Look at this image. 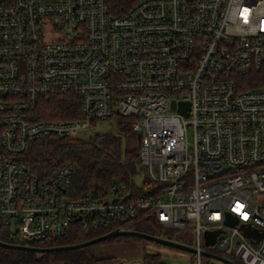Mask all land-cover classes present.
<instances>
[{
    "label": "built area",
    "instance_id": "1",
    "mask_svg": "<svg viewBox=\"0 0 264 264\" xmlns=\"http://www.w3.org/2000/svg\"><path fill=\"white\" fill-rule=\"evenodd\" d=\"M263 72L264 0H139L119 15L108 0H2L0 236L38 247L73 223L129 231L140 212L187 234L156 237L193 248L196 264H264ZM52 98L76 118L49 119ZM117 116L132 118L154 185L139 198L77 189L71 162L46 178L21 162L40 139L79 138ZM207 231L219 232L209 247Z\"/></svg>",
    "mask_w": 264,
    "mask_h": 264
},
{
    "label": "trees",
    "instance_id": "2",
    "mask_svg": "<svg viewBox=\"0 0 264 264\" xmlns=\"http://www.w3.org/2000/svg\"><path fill=\"white\" fill-rule=\"evenodd\" d=\"M139 0H108L111 15L124 14L129 11ZM255 78L264 79L262 74L254 75ZM260 82L258 85H263ZM48 109L53 113L49 119H75L69 117L71 101L52 98ZM76 106H73L75 112ZM119 135L112 133H98L86 140L58 139L47 137L31 145V148L21 158V162L33 173L49 177L63 162L76 165L78 175L75 187L79 190H95L108 192L114 185L124 189L133 199L139 198L145 190H152L153 183L144 177V168L137 154L138 138L132 128V118H119ZM136 140L137 145L132 142ZM142 177V183L136 184V177ZM147 195H150L148 193ZM127 230L144 233L152 236H161L188 244L182 234L164 230L154 222L147 213L137 212L136 218L126 225ZM106 232V231H105ZM105 232H88L82 229L79 223H73L71 231L62 239L39 244L38 247L51 249L59 246H71L85 243L91 239L105 234ZM122 240L121 237L109 239L101 244H115ZM141 240V239H139ZM0 241H9L0 236ZM146 241V240H145ZM88 246L75 250L36 253L30 251L14 250L0 247V264H52L53 261L61 264H112V258L97 259ZM143 264H165L158 254L144 252Z\"/></svg>",
    "mask_w": 264,
    "mask_h": 264
},
{
    "label": "rangeland",
    "instance_id": "3",
    "mask_svg": "<svg viewBox=\"0 0 264 264\" xmlns=\"http://www.w3.org/2000/svg\"><path fill=\"white\" fill-rule=\"evenodd\" d=\"M2 0H0L1 2ZM119 117L100 123L96 128L90 129L88 131L78 133L77 137L82 140L88 139L92 135L98 133H112L119 135V126H118ZM74 139V138H73ZM133 146L137 145L136 140L132 142ZM65 163V162H63ZM62 165V164H61ZM136 184L140 185L142 183V177H136ZM131 231V230H129ZM187 234H184L186 237ZM122 240L115 244H101L96 245L91 248L92 254L97 259L103 258H112L114 264L119 259H139V255L144 253L158 254L161 256V259L166 264H196L195 255L189 252L181 251L175 248L168 246L160 245L151 241L139 240L136 237H121ZM209 251H215L213 248H208ZM190 258V259H188ZM238 263H241L239 260H236ZM52 264H61L60 262L53 261Z\"/></svg>",
    "mask_w": 264,
    "mask_h": 264
},
{
    "label": "water",
    "instance_id": "4",
    "mask_svg": "<svg viewBox=\"0 0 264 264\" xmlns=\"http://www.w3.org/2000/svg\"><path fill=\"white\" fill-rule=\"evenodd\" d=\"M190 104L188 102H182L181 103V108L180 111L181 113H183L186 117L188 116ZM238 222V220L232 216V214L228 213L227 214V224L230 225H236ZM244 232L246 233V235L251 238L253 236H257V238H262V236L260 234H258L257 232H251L249 230H247V228H244ZM219 232L216 231H207L205 233V245L206 247H209L210 245L215 243L216 237L218 236ZM119 237H136L142 240H146V241H151L160 245H164V246H168L171 248H175L181 250V251H185V252H189L194 254L196 251L188 246L173 242V241H169V240H165L156 236H152V235H147L144 233H139V232H135V231H121V230H114L110 233H107L105 235H102L100 237L91 239L85 243H81V244H77V245H71V246H59V247H55V248H51V249H43L40 247H27V246H23V245H13L10 243H5L0 241V247H5V248H10V249H14V250H22V251H30V252H36V253H47V252H57V251H65V250H75V249H80V248H84V247H88V246H92L101 242H105L109 239H114V238H119ZM203 255L207 256V257H212V258H220V256L217 255H213L211 253L208 252H202ZM222 259V258H220ZM225 262H227L228 264H234L226 259H222Z\"/></svg>",
    "mask_w": 264,
    "mask_h": 264
}]
</instances>
